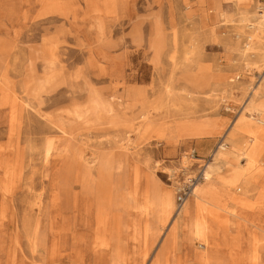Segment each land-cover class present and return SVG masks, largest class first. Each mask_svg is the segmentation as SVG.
Returning a JSON list of instances; mask_svg holds the SVG:
<instances>
[{
    "label": "rangeland",
    "instance_id": "rangeland-1",
    "mask_svg": "<svg viewBox=\"0 0 264 264\" xmlns=\"http://www.w3.org/2000/svg\"><path fill=\"white\" fill-rule=\"evenodd\" d=\"M248 7L244 22L238 0H0V264H202L203 240L185 234L168 246L154 234L156 217L137 210L124 216L113 247L96 244L76 226L78 188L68 185L82 177L83 159L113 153L121 163L120 190L138 195L140 204L144 193L166 189L175 211L205 163L221 169L211 156L217 148L228 152L232 139L223 140L224 133L246 136L263 84L264 41L245 35L264 0ZM111 89L124 98L143 91L157 128L135 134L141 129L135 120L134 132L124 124L89 129L98 115L95 101H112ZM113 101L124 112V102ZM139 110L124 112L126 121ZM181 118L220 135L206 139L207 146L169 131ZM53 119L71 125L68 138L52 129ZM242 144L264 158L263 139ZM67 146L71 160L63 156ZM262 188L247 186L244 200L254 207L247 217L264 229ZM65 223L71 224L66 236ZM256 238L254 264H264V233ZM227 242L216 252L222 264H231ZM52 251L59 257L50 258Z\"/></svg>",
    "mask_w": 264,
    "mask_h": 264
},
{
    "label": "bare ground",
    "instance_id": "bare-ground-1",
    "mask_svg": "<svg viewBox=\"0 0 264 264\" xmlns=\"http://www.w3.org/2000/svg\"><path fill=\"white\" fill-rule=\"evenodd\" d=\"M249 1L238 0L243 6L241 18L244 22L246 16L249 15ZM255 15V24L248 26L252 31L245 35V38L258 43L264 41V7L262 14ZM259 79L263 81V84L261 83L262 85L260 84L261 86L256 88L254 94V99H256L254 123L246 126L245 137L230 134V132L223 134V140L228 137L232 139L228 152L217 148L211 156V163L219 165L221 169L213 170L208 163H205L201 177L192 184L183 205L174 211L172 192L166 189L153 196L144 193L139 204L138 195L129 194L125 190L119 189L121 185L118 177V171L121 168L120 161L115 159L113 153L100 151L92 157L83 159V175L80 179L68 182V186L78 188V192L74 196L75 209L79 212V221L76 226L89 231L96 244L113 247L115 239L125 226L124 216L131 210H137L143 217H156L160 226L154 234L157 238L159 237L160 242L166 241L168 246H174L185 234L189 240H203L206 243V252L198 256V260L202 264H222L221 257L216 252L225 239H227L231 251L228 253L231 256V264H242L245 261L248 264H254L258 259L256 234L257 231L264 233V229L247 217L246 210L251 211L254 207L244 200V196L248 192L246 188L249 185L254 187L261 185L264 188V158L259 157L255 146L250 150L247 148L248 146L242 144V138H247L253 144L255 140H264V77ZM201 82L196 84L199 85ZM223 82L225 83L224 77L219 86L223 85ZM110 92L112 101L105 103L101 100L97 103L95 101L94 107L98 111V115L94 122L88 125L89 129L99 131L109 128L110 131L115 126L124 124V127L128 126L132 130L135 120H141V129L137 130L135 134L142 135L152 128H157L147 115L149 110L143 91L132 89L126 98L117 95L114 89H111ZM113 100L124 102L125 114L127 110L139 106V114L126 121L124 112H119L116 109L118 103ZM258 102L263 103L258 104ZM50 124L53 130L59 131L61 137L68 138L71 135L72 127L65 120L53 119ZM172 129L180 136L193 141L197 140L204 145L208 143L206 139L220 135L218 131L210 132L206 128V124L196 126L192 120H183L182 118L174 123L169 131ZM63 156L64 159L69 157L71 160L75 155H72L67 146L66 150L63 149ZM183 159L181 162L184 164L186 158L183 156ZM241 160L244 161L243 165H240L239 161ZM198 183L199 185L196 186ZM239 185L242 186L243 191L239 189ZM213 186L215 188H212ZM216 188H221L223 193L217 194ZM261 190L258 194L259 201L264 200ZM78 193L81 194L80 198L77 196ZM92 197L95 199V204L90 206L89 201ZM78 199L83 202L79 208L77 207ZM219 200H224V202L220 203ZM70 229L71 224L65 223L63 229L65 236L69 235ZM51 244V249L55 250L56 241ZM48 256L50 258H52L51 256L59 257L55 251L49 253Z\"/></svg>",
    "mask_w": 264,
    "mask_h": 264
},
{
    "label": "crops",
    "instance_id": "crops-1",
    "mask_svg": "<svg viewBox=\"0 0 264 264\" xmlns=\"http://www.w3.org/2000/svg\"><path fill=\"white\" fill-rule=\"evenodd\" d=\"M207 141V140H206ZM210 143L208 142V143H206L205 145H209ZM206 246V245H205ZM200 247H201V249H204V246H202V245H200Z\"/></svg>",
    "mask_w": 264,
    "mask_h": 264
}]
</instances>
